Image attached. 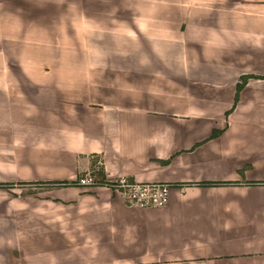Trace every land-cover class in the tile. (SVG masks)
Returning <instances> with one entry per match:
<instances>
[{
	"label": "crops",
	"instance_id": "0c3cea01",
	"mask_svg": "<svg viewBox=\"0 0 264 264\" xmlns=\"http://www.w3.org/2000/svg\"><path fill=\"white\" fill-rule=\"evenodd\" d=\"M0 183V264H264V0H0Z\"/></svg>",
	"mask_w": 264,
	"mask_h": 264
},
{
	"label": "built area",
	"instance_id": "2783aa9c",
	"mask_svg": "<svg viewBox=\"0 0 264 264\" xmlns=\"http://www.w3.org/2000/svg\"><path fill=\"white\" fill-rule=\"evenodd\" d=\"M99 163V162H96ZM54 184L105 185L118 195L125 204L137 207L163 206L169 198L171 184L167 181H138L125 176L95 178L86 171L73 181H57Z\"/></svg>",
	"mask_w": 264,
	"mask_h": 264
},
{
	"label": "trees",
	"instance_id": "16d2710c",
	"mask_svg": "<svg viewBox=\"0 0 264 264\" xmlns=\"http://www.w3.org/2000/svg\"><path fill=\"white\" fill-rule=\"evenodd\" d=\"M246 77L247 76H242L241 77V80L239 82H237L236 84V89H235V93H234V102L237 100L238 98V94H239V90L240 88L242 87V85L245 83V80H246ZM7 184V183H6ZM0 185H5V183H0Z\"/></svg>",
	"mask_w": 264,
	"mask_h": 264
}]
</instances>
